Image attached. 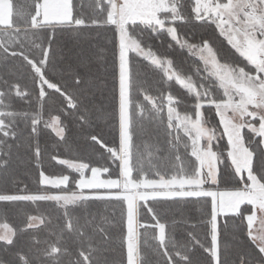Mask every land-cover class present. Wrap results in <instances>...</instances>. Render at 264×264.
<instances>
[{"label": "snow or ice", "instance_id": "snow-or-ice-1", "mask_svg": "<svg viewBox=\"0 0 264 264\" xmlns=\"http://www.w3.org/2000/svg\"><path fill=\"white\" fill-rule=\"evenodd\" d=\"M65 35L104 43L58 68ZM39 203L52 210L15 208ZM13 210L0 264H264V0H0V216Z\"/></svg>", "mask_w": 264, "mask_h": 264}, {"label": "trees", "instance_id": "trees-1", "mask_svg": "<svg viewBox=\"0 0 264 264\" xmlns=\"http://www.w3.org/2000/svg\"><path fill=\"white\" fill-rule=\"evenodd\" d=\"M25 0H18V3H23ZM186 31H189L191 33L192 30L186 29ZM197 33H199V30H196ZM110 35V34H109ZM104 40L101 38L98 41H93L92 44H85L83 42L77 43L76 41H73L70 37L67 35L63 36L59 40L61 51L57 53V59L56 64L58 68H63L67 63L74 62L75 57L77 53L80 51L85 52H91L94 50L95 45L97 44H103ZM153 44L156 48H158L161 52H164L166 49L163 45L157 44L155 40L153 41ZM221 51L224 55H230L227 48H221ZM175 61L178 66L184 67L187 70V65L190 63V58L187 56L185 52H182L180 50H174L169 53ZM143 78V77H142ZM148 84L155 87L156 86V80L157 78L153 74H149L146 77ZM172 91L180 96L184 97L183 91L176 85H173ZM110 96V94H109ZM54 100L57 104L60 103L61 98L57 94H53ZM97 102H100V98H97ZM51 104L52 101H49ZM100 127H103V124L100 125ZM99 131V128L97 129ZM107 138V137H106ZM40 142L42 148L45 149V166L48 168L49 171H59L58 168H56L55 165L50 164L47 158V153L51 152L53 150V147L55 145V140L53 138V135L45 132L40 137ZM68 143L71 145L74 152L78 151L81 155L84 156H92L95 158L96 155L99 154V152L102 151V149L99 147V145H88L86 144L79 132L78 129L74 125H70V131L68 133ZM63 147V146H61ZM11 170L14 171L15 175L24 182V184H27L30 189L35 190L36 189V180H35V169L25 162L23 158L17 160L14 159L11 165ZM23 187V185H21ZM15 208L18 209H26L31 212V214H39L40 212L45 211H51L52 205L46 204V203H39V204H25V205H18L15 206ZM200 208V205L197 204L194 206V208L191 209L193 212V215H198V210ZM8 223L13 228H21L23 227L24 220L21 212L13 210L12 212H9L7 216H0V223ZM32 233H26L24 236L21 237L20 241H18V244H25L28 241V237H30ZM40 237L44 236V230L41 229V231L38 233ZM178 237L180 233H177ZM246 252H251V248L248 246H244L242 249Z\"/></svg>", "mask_w": 264, "mask_h": 264}, {"label": "rangeland", "instance_id": "rangeland-1", "mask_svg": "<svg viewBox=\"0 0 264 264\" xmlns=\"http://www.w3.org/2000/svg\"><path fill=\"white\" fill-rule=\"evenodd\" d=\"M4 223H6V222H4ZM10 225V224H9ZM11 226V225H10ZM12 227V226H11Z\"/></svg>", "mask_w": 264, "mask_h": 264}]
</instances>
